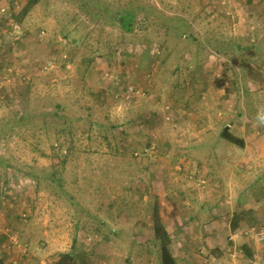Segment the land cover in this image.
<instances>
[{
    "label": "rangeland",
    "instance_id": "1",
    "mask_svg": "<svg viewBox=\"0 0 264 264\" xmlns=\"http://www.w3.org/2000/svg\"><path fill=\"white\" fill-rule=\"evenodd\" d=\"M10 13L0 0V130L13 162L0 264L62 252L73 264H162L157 199L177 264L228 260L212 234L185 231L214 220L229 260L264 264V241L231 239L236 214L238 231L264 230V0H40L21 24ZM129 84L144 95L118 98Z\"/></svg>",
    "mask_w": 264,
    "mask_h": 264
},
{
    "label": "trees",
    "instance_id": "2",
    "mask_svg": "<svg viewBox=\"0 0 264 264\" xmlns=\"http://www.w3.org/2000/svg\"><path fill=\"white\" fill-rule=\"evenodd\" d=\"M6 1L8 2L11 9V13H10L11 16H7V15L6 16L9 18V20L14 19L17 23L20 24L24 21L25 17L29 14V12L40 2V0H6ZM66 36H68V34H66ZM73 40L77 42V39H73ZM57 107H60V104H57ZM3 133L4 132L0 130V139L2 137L4 142H6L7 135ZM222 137L240 147L245 146V140L242 137L235 135L229 129H225L222 132ZM11 164L13 165V162L11 161V159H7V157L5 156V151L0 152V167L2 166H4V168L6 167L4 173L5 181H6V176H8L7 180H9L11 176L10 168L8 170V167H10ZM32 178L34 180H37L39 185L40 183L39 178L37 176L36 177L33 176ZM241 218L242 216L236 214L232 223L233 231H236L238 229V222L239 220H241ZM152 219H153V233L155 239L159 242L161 249L162 264H177V259L174 256L171 248L173 242L172 235L163 219L160 200L158 199L156 200L153 206ZM241 248L247 256L252 257L253 252L247 243H244ZM74 258H75V254L73 252H62L60 254V259L54 264H73Z\"/></svg>",
    "mask_w": 264,
    "mask_h": 264
},
{
    "label": "crops",
    "instance_id": "3",
    "mask_svg": "<svg viewBox=\"0 0 264 264\" xmlns=\"http://www.w3.org/2000/svg\"><path fill=\"white\" fill-rule=\"evenodd\" d=\"M3 142H0V152H4L8 147V144H6L5 142L3 143ZM5 168H4V166L0 167V190L3 188V184L5 181V174H4ZM0 193L3 194L4 192L1 190ZM1 221H5V220L2 219ZM18 223L19 222L16 221V224H18ZM221 228L222 227L220 225V222L218 220H214L210 223L204 222V225H201V226L190 223L189 225H187V228H185V231H187L191 234H196V233L197 234L198 233L212 234L211 235L212 239L210 240V249H211L212 253L215 254V256L218 257L219 259H220V257H223V258L227 257V259H228V260H217V261H219L218 264H249V263L257 264V261L259 262V260H229L230 258L228 257L229 256L228 252L230 250V247L226 243L227 242V240H226L227 235L224 237V236L218 234L219 231L221 230ZM20 229H23V227H21ZM2 233L6 236L5 231H3ZM4 235H3V237L0 236V239H3ZM202 237H204V236H202ZM219 237H221V238L219 239ZM216 240H220V241L217 242ZM230 243L233 244L234 242L231 241ZM199 245L201 247L202 244H199ZM19 246L20 245H18L17 247L20 248ZM2 247L5 250L7 249L6 244H2ZM0 248H1V246H0ZM13 249H15V248H13ZM198 249H199V247L197 248V250ZM240 249H242V248L240 247ZM190 263H192V264H204V261H202V260H190ZM262 264H263V262H262Z\"/></svg>",
    "mask_w": 264,
    "mask_h": 264
},
{
    "label": "built area",
    "instance_id": "4",
    "mask_svg": "<svg viewBox=\"0 0 264 264\" xmlns=\"http://www.w3.org/2000/svg\"><path fill=\"white\" fill-rule=\"evenodd\" d=\"M48 65H50L51 67L53 66L51 62L48 63ZM144 90L140 87H137L134 84H129L128 86H126L125 90L122 92H116V96L119 98L120 96H122V98H131L133 96H142L144 95ZM204 181V180H202ZM205 182V181H204ZM7 235L11 237L12 242L16 243V245H20V240L19 237L17 235L12 234V232H7ZM241 235H251L256 241H264V230H261L258 227H253L251 229H247L244 232L238 231V229L236 231H234V233L231 236V239H238ZM212 260H210L211 262ZM209 264V263H208Z\"/></svg>",
    "mask_w": 264,
    "mask_h": 264
}]
</instances>
